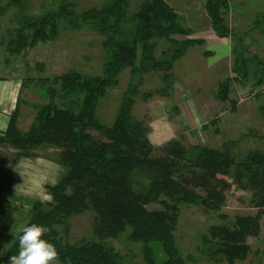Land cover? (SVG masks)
I'll return each instance as SVG.
<instances>
[{"label": "trees", "instance_id": "obj_1", "mask_svg": "<svg viewBox=\"0 0 264 264\" xmlns=\"http://www.w3.org/2000/svg\"><path fill=\"white\" fill-rule=\"evenodd\" d=\"M26 4L11 0L7 6L26 9ZM230 4V0L205 2L217 33L237 42L232 75L220 81L216 90L217 97L229 101L233 110L237 103L230 98L234 82L246 84L255 76L258 86L264 85V59L256 52L249 53L242 38L233 31L227 20ZM76 6L75 1L61 0L42 13L25 12L18 26L2 41L10 54L26 56L40 42L56 40L62 29L88 27L101 35L104 50L101 73L71 69L40 78L43 85L50 84L44 85L48 101L33 103L35 119L27 131L17 126L18 107L10 116L8 128L0 130V143L15 146L19 156L52 157L68 168V173L49 187L53 201H37L25 225L37 223L49 229L43 238L55 244L61 264H123L122 254L107 239L127 229L130 239L142 244L144 264H187L175 233L183 206L201 205L225 219L210 225L204 241L212 243L228 264L246 258L251 249L248 237L260 233L264 215V150L242 151L235 139L226 140L219 147L202 143L188 146L180 137L155 145L148 137V116L133 113L146 76H157L161 84L144 91V99L170 96L179 80L174 72L175 62L203 39L188 35L190 28L182 24L181 14L168 0H138L137 6L134 0H105L83 11ZM5 10L6 6H0V15ZM252 30L264 33V12L256 16L244 35ZM159 39H165L169 46L157 54ZM36 66L40 70L45 67L43 62ZM126 68L131 69V83L122 95L113 122L105 123L98 114L100 104L107 90L118 85ZM260 108L264 111V103ZM47 146L57 151H37ZM136 176L147 180L144 188H136ZM13 180L14 166L2 167L0 249L16 222L2 199L3 191L13 185ZM233 185L251 192L256 214L227 219L222 209ZM86 211L92 214V237L72 241L71 221ZM154 242L160 244L164 259H159ZM18 251L16 239L0 255V264H8L11 255Z\"/></svg>", "mask_w": 264, "mask_h": 264}, {"label": "rangeland", "instance_id": "obj_2", "mask_svg": "<svg viewBox=\"0 0 264 264\" xmlns=\"http://www.w3.org/2000/svg\"><path fill=\"white\" fill-rule=\"evenodd\" d=\"M11 0H0V6H6L5 13L0 15V76H32L35 79L26 78L28 90L35 80L43 82V76L53 77L71 69H78L86 74L101 73L104 62V50L101 46L102 37L94 30L84 27L80 30L62 29L60 36L53 41L40 42L33 49H30L26 56L12 55L6 48L3 37L18 26L23 19L24 13L38 14L57 6L61 0H25L26 9L18 5L7 6ZM77 3V10L100 5L105 0H72ZM181 14L182 24L190 28L191 37L202 38L203 42L191 47L185 56L177 60L174 72L180 79V85L175 86L172 96H155L144 99L142 93L150 88L160 86L157 76H146L140 86L141 92L135 98L133 113L137 116H148L150 128L148 137L152 143H161L170 137L178 136L186 127H193L190 112L187 106H194V111L202 117L200 102H206L216 92L219 81L232 75L234 64L233 50L236 40L230 37L220 36L215 30L209 17L205 2L206 0H168ZM23 0V3H26ZM230 9L227 20L237 37L247 47L249 53H258L264 59V33L259 30H252L250 34L244 35V31L253 26V21L258 14L264 12V0H230ZM137 6L138 0H134ZM25 5V4H24ZM242 36V37H241ZM9 37V36H8ZM165 39H159L157 54L168 48ZM167 50V49H166ZM170 50V49H168ZM229 50H232L231 53ZM206 51H213L207 54ZM29 62V63H28ZM43 62L44 69L40 70L36 64ZM255 76L251 77L246 84L234 82L230 98L236 102H244L238 113L235 115L240 123L232 127L234 134L239 137L245 136L240 143V149L254 147L264 150V138L258 137L255 132L258 124L262 125L264 134V116L260 108L263 103L264 88L258 86ZM132 80L131 69L126 68L119 76V83L107 90L106 96L102 99L98 114L103 122L111 124L117 115L122 95L129 87ZM138 80V79H137ZM255 83V84H254ZM177 84V83H176ZM48 86L49 83H44ZM43 84L33 89V96L30 99L36 103L48 101L47 89ZM24 87L23 92L26 91ZM241 87H247L246 89ZM33 88V87H32ZM229 102V101H227ZM228 108L231 104L227 103ZM226 105V106H227ZM226 108V109H228ZM232 110H229L231 113ZM256 113V115H255ZM260 114L263 118L259 121ZM255 115V116H254ZM234 116V115H232ZM254 116V117H253ZM205 121V118L201 120ZM255 129L254 132L249 129ZM196 134L192 135L193 142L202 143L203 132L197 128ZM258 129H260L258 127ZM261 130V131H262ZM259 131V130H258ZM227 134H230L227 130ZM222 136L226 139L227 137ZM248 135V134H246ZM189 138V137H188ZM232 138V137H231ZM190 142V141H188ZM39 153H53L51 149H39ZM245 153V152H244ZM147 185V180L136 176L135 186L142 189ZM222 212L227 214V219L233 221L239 214H256L258 209L251 204V192L233 185L227 191L226 204ZM224 218L215 212L206 211L201 205H185L181 210V216L176 230V241L181 254L185 257L187 264H228L225 256L216 253V247L212 243L204 241V235L209 236V227L213 223L224 222ZM71 240H79L83 237H92V214L89 211L75 216L72 219ZM261 231L257 236H249L248 243L251 246L249 253L244 259H236L235 264H264V215L261 217ZM25 225L21 217H16V222L9 232L0 255L5 254L12 247L18 237L21 227ZM130 229L117 237H109L107 242L117 249L123 257V264H144L142 244L132 241L129 237ZM16 235V236H15ZM159 259H164L160 244L153 243ZM6 249V251H5ZM55 264H61L59 260Z\"/></svg>", "mask_w": 264, "mask_h": 264}, {"label": "crops", "instance_id": "obj_3", "mask_svg": "<svg viewBox=\"0 0 264 264\" xmlns=\"http://www.w3.org/2000/svg\"><path fill=\"white\" fill-rule=\"evenodd\" d=\"M229 39L230 37H228V40ZM231 51L232 50H229L230 53ZM212 52L213 51H206L207 54H213ZM23 78L24 77L21 75L13 77L0 76V130L8 128L10 116L17 107V126L19 130L27 131L35 119L36 111L33 107V103L36 102H33L30 99L33 96V89L41 86L42 82L38 83L37 80H35V83L33 82L32 84L33 88L31 87L30 90H28L26 87V81ZM178 85H180V79L175 86L177 87ZM24 87H26V91L23 92ZM262 87L264 88V85ZM244 88L246 89L247 87ZM175 89L176 88H174L170 96L174 94ZM227 103L230 102L220 100L215 92L212 98H207L206 102H200L201 111L204 113L202 114V117L197 115L194 111V106H187V110L190 112L189 118L195 126L186 127L187 130L182 131L178 136L174 137H180L188 146L196 144L190 137H192L194 133L196 134L195 128H197L200 133L203 132L202 135L204 139L202 144L219 147L226 140L235 139L239 141L238 148L240 149V143L244 137L249 136L250 133H244L248 135H241L240 138H238L239 133L234 134L232 127L233 125L240 123L235 115L238 113L239 107L241 108L244 102H237L231 113H229L231 108H228ZM261 113L262 116H264V111ZM262 116L258 114V117L255 118L260 121L263 118ZM203 118H205V121L201 122ZM262 125L263 123L261 126L259 124L257 125L260 129L257 127L255 128L256 130L253 128L249 130L252 132L255 130L256 135L260 137L261 133H263ZM227 130L230 134H227ZM223 133L225 134L224 136L227 137L226 139L222 136ZM171 138L173 137H170L169 139ZM164 142L153 144L160 145ZM46 149H51L53 152L57 151V148L51 146H47ZM254 149L258 148L254 147ZM245 150H249V148ZM18 152L19 150L15 146L9 143H0V170L2 167L14 166L13 185L3 191L2 199L4 205L15 215V217H21L26 224L32 217L34 204L37 201L42 203L53 201V195L51 194L49 187L58 183L61 178L68 173V168L58 163L52 157L43 155L19 156Z\"/></svg>", "mask_w": 264, "mask_h": 264}, {"label": "clouds", "instance_id": "obj_4", "mask_svg": "<svg viewBox=\"0 0 264 264\" xmlns=\"http://www.w3.org/2000/svg\"><path fill=\"white\" fill-rule=\"evenodd\" d=\"M49 229L32 223L20 229L18 254L11 255L8 264H55L59 252L53 242L43 238ZM6 251V249H5Z\"/></svg>", "mask_w": 264, "mask_h": 264}]
</instances>
